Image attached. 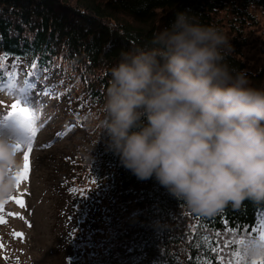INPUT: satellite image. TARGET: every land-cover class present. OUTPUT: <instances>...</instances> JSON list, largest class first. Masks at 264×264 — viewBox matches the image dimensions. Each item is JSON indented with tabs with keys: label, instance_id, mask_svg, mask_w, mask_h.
Wrapping results in <instances>:
<instances>
[{
	"label": "clouds",
	"instance_id": "obj_1",
	"mask_svg": "<svg viewBox=\"0 0 264 264\" xmlns=\"http://www.w3.org/2000/svg\"><path fill=\"white\" fill-rule=\"evenodd\" d=\"M233 51L221 29L184 10L107 69L99 137L138 179L154 178L204 215L264 204V87L230 63ZM16 144L12 127L0 130V201L23 167ZM242 248L264 259V236Z\"/></svg>",
	"mask_w": 264,
	"mask_h": 264
},
{
	"label": "trees",
	"instance_id": "obj_2",
	"mask_svg": "<svg viewBox=\"0 0 264 264\" xmlns=\"http://www.w3.org/2000/svg\"><path fill=\"white\" fill-rule=\"evenodd\" d=\"M6 5L13 11L0 14V89L15 75L6 56L23 57L39 40L85 65L106 91L107 69L120 51L144 46L184 10L221 29L234 49L230 63L247 71L254 86L264 87V0H18L15 7ZM109 159V233L91 264H228L242 251L236 241L257 235L264 221V204L250 201L214 215L195 212L154 178L138 179L118 155L112 152Z\"/></svg>",
	"mask_w": 264,
	"mask_h": 264
},
{
	"label": "rangeland",
	"instance_id": "obj_3",
	"mask_svg": "<svg viewBox=\"0 0 264 264\" xmlns=\"http://www.w3.org/2000/svg\"><path fill=\"white\" fill-rule=\"evenodd\" d=\"M17 3L0 0V14ZM260 19L264 25V14ZM28 48L23 57L6 56L15 75L0 89V118L17 100L38 113L28 178L0 207V264H91L109 233L112 206V151L98 127L106 91L63 49L39 40ZM25 97L32 103L25 105ZM26 151L24 144L22 159Z\"/></svg>",
	"mask_w": 264,
	"mask_h": 264
},
{
	"label": "snow or ice",
	"instance_id": "obj_4",
	"mask_svg": "<svg viewBox=\"0 0 264 264\" xmlns=\"http://www.w3.org/2000/svg\"><path fill=\"white\" fill-rule=\"evenodd\" d=\"M33 88L36 87L35 84L32 85ZM40 95V93H37ZM32 101L28 98H24V104H30ZM38 115L34 108L30 109L27 106H22L21 101L17 100L11 106V111L7 113L6 116L0 118V128L12 127L14 129L15 135L17 136L16 150L19 152L24 144L27 145V151L23 155V168L17 173V186L19 183L28 178L30 171L29 164V153L33 150V141L37 134V127L35 123V118ZM57 136L59 133L56 134ZM95 182V181H93ZM81 196L84 192L81 190L79 193ZM23 206V201H17ZM4 201H0V206H2ZM258 234L264 236V221L261 222L260 227L257 229ZM74 234V233H73ZM246 238H241L236 241L242 248ZM228 264H264V259H249L242 248V251H237L234 253V261L229 260Z\"/></svg>",
	"mask_w": 264,
	"mask_h": 264
}]
</instances>
